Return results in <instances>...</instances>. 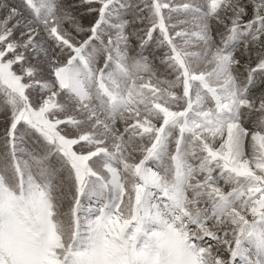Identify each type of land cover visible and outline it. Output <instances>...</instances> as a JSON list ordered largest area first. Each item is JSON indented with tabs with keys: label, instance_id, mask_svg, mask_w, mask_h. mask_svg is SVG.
I'll return each instance as SVG.
<instances>
[{
	"label": "snow or ice",
	"instance_id": "6c2138e0",
	"mask_svg": "<svg viewBox=\"0 0 264 264\" xmlns=\"http://www.w3.org/2000/svg\"><path fill=\"white\" fill-rule=\"evenodd\" d=\"M0 264H264V0H0Z\"/></svg>",
	"mask_w": 264,
	"mask_h": 264
}]
</instances>
